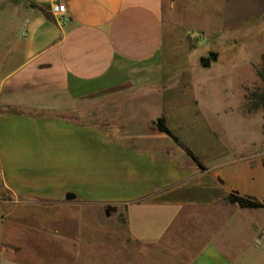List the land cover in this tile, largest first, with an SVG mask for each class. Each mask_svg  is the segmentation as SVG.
I'll return each mask as SVG.
<instances>
[{
    "label": "crops",
    "instance_id": "crops-1",
    "mask_svg": "<svg viewBox=\"0 0 264 264\" xmlns=\"http://www.w3.org/2000/svg\"><path fill=\"white\" fill-rule=\"evenodd\" d=\"M60 2L64 22L45 0H0V264H264V125L248 137L230 123L225 144L214 128L208 153L209 139H190L187 95L164 76L161 86L143 79L163 64L172 0ZM146 97L161 109L129 121L141 111L125 103ZM240 113L264 120V108ZM159 117L200 164L156 128ZM97 173L106 192L93 197ZM68 192L125 209L131 232L111 251L81 250L22 213ZM231 192L263 206L241 207Z\"/></svg>",
    "mask_w": 264,
    "mask_h": 264
},
{
    "label": "rangeland",
    "instance_id": "rangeland-1",
    "mask_svg": "<svg viewBox=\"0 0 264 264\" xmlns=\"http://www.w3.org/2000/svg\"><path fill=\"white\" fill-rule=\"evenodd\" d=\"M172 2L173 8L169 9L172 32L171 35L167 32L164 39L163 64L147 73L143 79L159 77L158 84L161 86L164 76L172 79L170 85L173 91L181 93V96L187 95L183 99L188 101L187 106L191 108L186 115L192 126L190 139L193 143L198 137L209 139V143L204 145L208 153L217 148L213 146L214 137L210 132L214 128L218 132L220 128L218 138L224 144L230 137V123H235L237 130L246 128V135L255 137L264 120L259 114L244 118L240 107L247 108L250 96L263 87L260 75L264 76V0ZM209 52L217 53V59L211 61L208 67H203L199 59L207 57ZM194 100L198 101V114L191 113L196 108L192 103ZM125 106L140 109L138 116H130L129 121L135 122H143L152 112L161 109L149 97L135 98L126 102ZM179 106L174 103L168 107L176 109ZM98 118V113L93 114V120ZM196 129H199L198 134ZM108 165H102L100 160L93 162L98 173L106 172L104 167ZM98 173L93 174L91 179L93 197L104 195L99 191L106 192L105 187L99 188L101 179ZM22 213H26L29 223L77 237L81 250L111 251L115 249L117 235L126 236L131 232L126 224L127 212L125 209L117 211L115 206L83 205L63 199L61 202L30 203ZM160 259L164 260L162 257ZM105 262L104 258H96V264Z\"/></svg>",
    "mask_w": 264,
    "mask_h": 264
},
{
    "label": "trees",
    "instance_id": "trees-1",
    "mask_svg": "<svg viewBox=\"0 0 264 264\" xmlns=\"http://www.w3.org/2000/svg\"><path fill=\"white\" fill-rule=\"evenodd\" d=\"M263 82L262 90L259 92H254L250 96V104L247 106V110H256L259 107L264 108V76L260 75ZM156 128L159 131L167 133L169 136L173 138L174 141H176L179 145H181L187 153L195 159L199 164L198 158L193 154V152L187 148L179 139L169 130V128L165 125L164 118L159 117L156 121ZM228 200L232 203H237L241 207H250V208H256L263 206V202L258 201L250 196H244L240 195L236 192H231L228 195Z\"/></svg>",
    "mask_w": 264,
    "mask_h": 264
},
{
    "label": "built area",
    "instance_id": "built-area-1",
    "mask_svg": "<svg viewBox=\"0 0 264 264\" xmlns=\"http://www.w3.org/2000/svg\"><path fill=\"white\" fill-rule=\"evenodd\" d=\"M41 1V0H40ZM49 11L60 21H65V5L60 0H47Z\"/></svg>",
    "mask_w": 264,
    "mask_h": 264
},
{
    "label": "water",
    "instance_id": "water-1",
    "mask_svg": "<svg viewBox=\"0 0 264 264\" xmlns=\"http://www.w3.org/2000/svg\"><path fill=\"white\" fill-rule=\"evenodd\" d=\"M216 59H217V53L209 52L207 57H201L199 61L203 67H208L211 61L216 60ZM73 198H75V195L73 193L71 192L66 193L65 195L66 200H71Z\"/></svg>",
    "mask_w": 264,
    "mask_h": 264
}]
</instances>
